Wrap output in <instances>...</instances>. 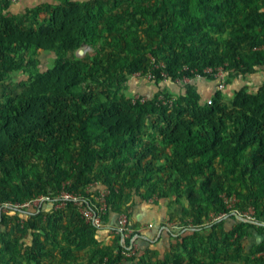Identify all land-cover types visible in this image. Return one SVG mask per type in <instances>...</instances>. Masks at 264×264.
<instances>
[{
    "label": "trees",
    "instance_id": "1",
    "mask_svg": "<svg viewBox=\"0 0 264 264\" xmlns=\"http://www.w3.org/2000/svg\"><path fill=\"white\" fill-rule=\"evenodd\" d=\"M0 2L8 6V0ZM43 10L46 17L34 26L0 12V71L16 70L18 61L38 51L55 53L52 66L33 74L0 108V202L56 193L64 181H69L68 191L83 193L96 180L109 188L108 213L118 214L129 191L147 199L152 194L181 197L184 189L193 223L170 231L177 234L176 245L161 258L128 259L122 247L114 252L100 245L96 232L106 227L83 221L72 203L55 208L57 202L50 201L39 209L1 214L0 256L21 264L20 245L6 226L23 212L28 216L23 231L40 232L33 233L26 264H46L39 234L43 241L62 235L67 245L86 246L85 264H214L231 248L225 256L240 259L241 241L254 225L232 214L214 218L228 213L223 194L236 196L238 210L251 207L254 218H264V84L254 92L241 86L229 98L215 88L207 103L191 83L170 106L157 103L159 93L130 103L114 84L119 69L142 68V54L153 43L159 52L169 50L165 70L172 80L195 74L215 80L217 67L233 75L264 68V0H61ZM225 28L227 36L217 48L215 36ZM138 30L151 41L141 44ZM119 31L125 33L121 38ZM101 39L111 48L106 61L89 54L68 56ZM114 49L127 53L119 58ZM100 75L104 80L96 86L92 80ZM147 130L155 136L147 137ZM159 146L164 150L157 155ZM227 219L234 224L225 230ZM205 226L209 232L203 235ZM141 242L143 247L146 242ZM261 250L264 241L254 251ZM60 252L72 263L79 257L67 247Z\"/></svg>",
    "mask_w": 264,
    "mask_h": 264
},
{
    "label": "rangeland",
    "instance_id": "2",
    "mask_svg": "<svg viewBox=\"0 0 264 264\" xmlns=\"http://www.w3.org/2000/svg\"><path fill=\"white\" fill-rule=\"evenodd\" d=\"M59 1L61 0H8V6L6 8H3V4L0 2V12L6 15L23 17L25 18L27 25L34 26L41 22L47 15V11L43 10V5L49 3L54 4L58 3ZM40 6L41 8L38 10ZM116 8L117 10H120V7ZM105 34L108 35V33ZM117 34H119L118 36L121 38L125 33L119 31ZM137 34L140 37L139 40L141 44H147L151 41V38L145 36L143 30H138ZM226 36V28L222 33L215 36L217 48L222 47L223 39ZM110 49V47L104 45L101 39V41H99L95 47L85 44L74 53H69L68 56L83 57L84 55L89 54L91 58L103 59V61H106V56ZM165 49L162 50V52H159L157 45L153 43L151 44V50L147 49V51L142 54V68L131 73L128 72L126 68L119 69L116 73L117 76L115 75V82L117 81V84H114V90L118 92V95H122L130 103H134L137 100L139 101L141 98L146 101L154 97L157 93H159L158 95L168 94L173 98H178L184 92L185 86L187 84L193 83V86L195 85V87H198V89L203 87L205 84H210L208 79L198 76H194L192 78H186L185 76V78L177 77L173 80L169 78L166 74L167 72L165 67L170 53L169 50ZM79 50H82V53ZM114 53L117 57L122 58L127 52L123 50L121 51L120 49H114ZM163 55H165V57H163ZM54 58L55 53L52 51H38L35 52L34 55H27L21 61H18L19 67H17L16 70L14 69L8 72L0 71V108L2 107L6 97L8 95H16L19 93L23 88V85L30 80L33 74L36 72H42L48 67H51L54 62ZM30 59H35V61L30 63ZM154 70H158L159 74L157 75V73L153 72ZM161 72H164L166 76H162ZM103 80L104 77L100 75L96 80L92 81H96V86H98L97 82ZM214 81L216 85V80ZM224 84L225 87L221 91L226 98L231 97L232 90L238 89L241 86H246L249 91L254 92L264 84V68L256 69L253 74L245 75L238 73L233 75L224 71ZM147 133H149L148 130ZM154 133L156 132L154 131L152 134H147V137L153 136ZM163 148L164 147L161 146L157 147L155 149L156 154L158 155L161 151H163ZM163 176L164 175H160L158 181L161 185L163 184L165 186V178ZM141 191V193L144 194L142 188ZM180 193L181 197H177L175 194H168V196L160 198L158 194H152L147 199H144L140 193L138 194L134 191H129L128 195L124 196L123 205L120 207V209H122L121 212L125 213L129 217V220L132 223H134V218L136 217L135 215L141 217L143 213H149L150 215H154L152 219H157L155 221L157 223L170 221L178 224L179 226L185 227L193 222L189 213V205L184 195V189H182ZM116 214L117 213L110 211L107 214L108 226L104 229L97 230L96 232V237L99 240L100 245L104 246L106 250H112L116 252L120 249V247H122L121 252L125 258L130 259L133 255L135 258L140 259L142 256V258L146 261L153 262L154 260L159 259V257L161 258L167 252V250H169L170 245H176L175 236L177 234L174 236L175 232H166L163 236H158L154 241L146 242V244L142 245L143 247L137 246L139 245V243H137L136 246L129 248L128 245L125 244V241L121 240L120 235L117 234L112 228ZM27 217L28 216L26 213L21 212L20 214H17V218H11L6 226V230L9 231L11 237L20 245V253L17 255V259L19 262H21V264H26L28 255L26 251L32 245V239L34 237L33 233H36V231L39 232V230L36 228L23 231V219H26ZM66 222L67 221L65 219L62 220L58 228L59 231L62 230V226H64ZM15 223H17L16 227L13 226ZM144 223L146 222H141V225ZM37 224H39V222ZM4 228L5 227L2 226L0 227V230H4ZM200 232L203 235H206L209 230L205 226V228H203V230ZM39 235L40 236L38 237L40 241L47 250L43 257V261H45L46 264H85L86 260L83 257L86 246H82L80 249V247L76 248L74 245H67V242H64L62 239V235H58L54 242L43 241V234ZM124 238L126 239L127 237L125 236ZM2 246L3 242L0 241V248ZM64 247H67L68 251L76 252L79 255L75 262L72 263L71 260H69L67 257H64L60 252ZM127 247L129 248L131 254L127 250ZM0 257H2L0 263H9V256L1 255ZM124 263L129 264L130 261L125 260Z\"/></svg>",
    "mask_w": 264,
    "mask_h": 264
},
{
    "label": "built area",
    "instance_id": "3",
    "mask_svg": "<svg viewBox=\"0 0 264 264\" xmlns=\"http://www.w3.org/2000/svg\"><path fill=\"white\" fill-rule=\"evenodd\" d=\"M205 71L211 72V68L208 67L205 69ZM161 75L166 76L164 72H161ZM195 76L200 77L197 74H195ZM214 78L216 80V89L220 91L223 90L225 87L224 71L221 67L216 68V71L214 72ZM139 101L144 102V99L141 98ZM172 102L173 97L171 96H165L162 94L157 96L158 104L170 106ZM207 103H211V98L207 99ZM68 184L69 181H64L61 185V188L56 193L47 191L46 193L34 194L31 197L24 199L23 201H2L0 202V218L1 214L6 213L7 211H29L33 209H39V207H41L43 204L50 201L57 202L55 208H63L69 202L74 205L78 216L86 223L91 224L97 229L107 227L108 223L104 217L108 213L107 197L110 193L109 188L94 180L87 186H85L83 193H81L74 190L68 191L65 188V186ZM221 197L226 204L228 213H220L214 219L219 220L222 217L227 216L228 214H232L237 217V219L240 218L243 221H252L254 219L253 209L251 207H249L246 211H240L235 208V203L237 202V198L235 195L225 196L223 194L221 195ZM153 225L154 223L150 222L139 227H134L131 224L129 217L125 213L121 212L116 214V221L112 225V228L117 234L120 235L122 241H125V236L127 237L126 239H129L128 247L131 248L132 246H136L135 242L138 234L146 229H151ZM166 226L172 228L176 227L175 224L164 222L162 223L160 229L162 230L166 228ZM128 247L127 250L129 251Z\"/></svg>",
    "mask_w": 264,
    "mask_h": 264
},
{
    "label": "crops",
    "instance_id": "4",
    "mask_svg": "<svg viewBox=\"0 0 264 264\" xmlns=\"http://www.w3.org/2000/svg\"><path fill=\"white\" fill-rule=\"evenodd\" d=\"M209 81H210V84H205V85H203V87H200V89H198V87H195V85H194L195 90L199 93V95L203 99L210 98L214 93V90L216 87V85L214 83L215 81L214 80H209ZM198 86H200V85H198ZM135 216H134L135 217L134 223H132L130 221L134 227L141 226V222H146L144 224H147L150 222L154 223V225L151 229H146L143 232H140L138 234L135 245H137L138 241L140 243L142 240H143V242L154 241L158 236L161 237L164 235V233L170 232L173 229L172 227L166 226V228H164L165 230L159 229L157 231V229L154 228L155 225L157 224V222H155L157 219L153 220L152 218L154 217V215H150L149 213H143V215L141 217H138V215H135ZM115 221H116V217H115L114 223H115ZM164 222L170 223V224H175V223L170 222V221H164ZM164 222H160L158 224L162 225V223H164ZM246 222L252 223L254 226H249L247 228V235L241 241L242 253H241L240 259L232 260V259H229L228 257L225 256L227 253L233 251V249L231 248L229 250H226L223 257L221 254L220 259L216 260L214 264H264V250L257 251V252L254 251L256 249V247L262 241H264V218L261 220L254 218L252 221H246ZM107 223H108V221H107ZM233 224H234V220L227 219L226 221H224L223 227L225 228V230H228L233 226ZM175 225H178V224H175ZM175 235H176V233L174 234V236ZM137 246H139V245H137ZM167 251H169V250H167Z\"/></svg>",
    "mask_w": 264,
    "mask_h": 264
},
{
    "label": "water",
    "instance_id": "5",
    "mask_svg": "<svg viewBox=\"0 0 264 264\" xmlns=\"http://www.w3.org/2000/svg\"><path fill=\"white\" fill-rule=\"evenodd\" d=\"M82 53V50H79ZM237 218V217H236ZM239 218V217H238ZM240 219V218H239ZM241 220V219H240Z\"/></svg>",
    "mask_w": 264,
    "mask_h": 264
}]
</instances>
